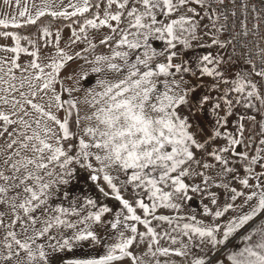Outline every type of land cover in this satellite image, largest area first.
<instances>
[{"label":"snow or ice","instance_id":"6c2138e0","mask_svg":"<svg viewBox=\"0 0 264 264\" xmlns=\"http://www.w3.org/2000/svg\"><path fill=\"white\" fill-rule=\"evenodd\" d=\"M3 3L0 264H264V0Z\"/></svg>","mask_w":264,"mask_h":264},{"label":"rangeland","instance_id":"374dc122","mask_svg":"<svg viewBox=\"0 0 264 264\" xmlns=\"http://www.w3.org/2000/svg\"><path fill=\"white\" fill-rule=\"evenodd\" d=\"M23 7H24V5H23ZM8 8H9V6L6 5V4H4L3 3V0H0V18H6L8 15L11 14V13H9ZM4 10H7L8 12L7 11H4ZM42 21L44 22L43 25H49V24H51L53 31H55V28L56 27H61V28L63 27V23L60 22V21H51V20L44 19V18H42ZM64 23H66V22H64ZM33 28H34V26L29 25L28 27L23 28V30H20V31H17V32L19 34L22 33L21 35H24V34L25 35L36 34L37 33V30L35 28L34 29ZM23 31H28V32H25L24 33ZM68 35H69L68 30L65 29L64 30V33H63L64 39L61 40V47L64 46V40L67 39ZM33 38L34 39L36 38L35 35H33ZM8 42H10V41H5V40L2 39V44L8 43ZM48 51L50 52L51 49H48ZM228 52L229 53L231 52V49L230 48H229ZM226 55H227V53H226ZM65 74H66V71L64 70L61 75L65 76ZM79 184H80V186H83L84 187V190L85 191H89L88 186L84 183V181H80ZM78 193H79V188H77L76 194H78ZM89 194L90 195H95V193L92 192V191H89ZM104 202L106 203V201H104ZM190 207L193 210H199V208H200V202H199V200H195V201L191 202L190 203ZM98 254H99L98 250H96V249L94 250V249L89 248V247H84L83 249H76L72 253H66V254H62V255L65 257V260H67V259H72V258H83L85 256H94V255H98Z\"/></svg>","mask_w":264,"mask_h":264},{"label":"crops","instance_id":"0c3cea01","mask_svg":"<svg viewBox=\"0 0 264 264\" xmlns=\"http://www.w3.org/2000/svg\"><path fill=\"white\" fill-rule=\"evenodd\" d=\"M23 2H24V0H21V4H20V8H21V9L23 8V5H24ZM4 11H7V10H4ZM8 11H9V13H11V14H16V12H18V9H16L15 7H9V8H8ZM8 11H7V12H8ZM11 31H16V32H17V30H11ZM20 34H22V33H20ZM23 34H24V33H23ZM36 34H38V33H36ZM24 35H25V34H24ZM8 43H11V41L8 42ZM0 44H2V39H0ZM44 51H48V49H46V50L43 49V50L41 51V55L44 54ZM21 59H22V60H23V59H27V57H22ZM80 63H81V62H79V61H77V62H75V63H71V64L68 66V68L65 70V71H66L65 76H67V75H69V74H71V73H73V72L80 73V72L82 71V70L80 69V67H79ZM87 69H88V66L85 65L83 70H87ZM62 72H63V71H62ZM61 74H62V73H61ZM76 78L79 79V75H77ZM65 83H66L67 86H72V84L74 83V81H65ZM94 83H95L94 76L88 77V78H86L84 81H82V85H83V86H89L90 84H94ZM77 86L79 87V86H81V85H77Z\"/></svg>","mask_w":264,"mask_h":264},{"label":"built area","instance_id":"2783aa9c","mask_svg":"<svg viewBox=\"0 0 264 264\" xmlns=\"http://www.w3.org/2000/svg\"><path fill=\"white\" fill-rule=\"evenodd\" d=\"M251 2L253 4H255L257 2V0H251ZM237 3H239V0H237ZM240 9H237V16L234 19L235 21V27L237 30H239V24H240V20L242 19V17L240 16ZM257 23L256 20H253L251 17L248 18V27L251 28L253 24ZM260 23V28H259V32L260 33H264V21L259 22ZM244 43H248L249 45H251L252 43H256V44H260V45H264V41L260 40L258 37L256 39H252L251 37H249V39L247 41L243 40V39H238L236 41V45H237V55H239L240 52V45L244 44Z\"/></svg>","mask_w":264,"mask_h":264},{"label":"trees","instance_id":"16d2710c","mask_svg":"<svg viewBox=\"0 0 264 264\" xmlns=\"http://www.w3.org/2000/svg\"><path fill=\"white\" fill-rule=\"evenodd\" d=\"M44 19L51 20V18H49V17H44ZM51 21H53V20H51ZM39 23L43 25L44 22L41 20V22H39ZM37 27H38V26H34V28H35L36 30H37ZM34 28H33V29H34ZM8 30H9V31H11V30H17V31H20V30H23V28H20V29H12V28H10V29H8ZM23 32L25 33V32H28V31H23ZM106 203H108V201H106ZM111 206H114V205H111ZM94 250H95V249H94Z\"/></svg>","mask_w":264,"mask_h":264}]
</instances>
